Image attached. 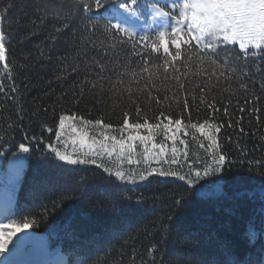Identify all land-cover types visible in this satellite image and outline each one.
Returning a JSON list of instances; mask_svg holds the SVG:
<instances>
[{
    "label": "trees",
    "instance_id": "16d2710c",
    "mask_svg": "<svg viewBox=\"0 0 264 264\" xmlns=\"http://www.w3.org/2000/svg\"><path fill=\"white\" fill-rule=\"evenodd\" d=\"M0 16L7 41L0 61V189L13 197L0 224L35 221L18 235L41 232L49 250L61 247L65 264H264V59L230 61L221 75L182 44L172 61L162 46L154 48L160 29L149 17L133 44L125 33H106L109 19L85 12L78 0H0ZM139 37L147 38L144 46ZM232 48L239 55L238 44ZM177 99L188 101L184 125L219 128L221 152H229L222 171L195 176L211 162V149L190 126L175 142L178 164L167 162L173 142L163 134L154 142L165 145V158L147 163L139 142L131 157L137 163L105 154L103 167L101 160L70 164L49 148L83 159L73 144L81 117L113 125H88V136L101 139L105 131L119 139L128 135L117 130L125 113L129 123L154 124L161 113L177 119L184 113ZM212 102L219 111L208 108ZM60 116L69 117L62 132ZM20 143L30 152L20 153ZM18 155L24 168L15 178L10 167ZM164 170L175 174L160 175Z\"/></svg>",
    "mask_w": 264,
    "mask_h": 264
},
{
    "label": "snow or ice",
    "instance_id": "6c2138e0",
    "mask_svg": "<svg viewBox=\"0 0 264 264\" xmlns=\"http://www.w3.org/2000/svg\"><path fill=\"white\" fill-rule=\"evenodd\" d=\"M79 3L83 5V10L88 13L97 14H111L113 16H124L121 11L125 14L127 13L126 19L138 18V0H78ZM114 2L118 5V8H108L109 3ZM179 4L178 15L174 16L176 19V24L170 26V28L165 27L164 30H159L156 34L157 39L154 45L156 50L162 46L163 54L171 55V60L175 61L181 56V45H187L189 49L194 48L196 51L193 52L197 55L201 61L206 62L210 68L220 71L223 75V70L225 66H231L230 61H235L239 59H246L248 57H259L264 59V0H170L167 5L169 12H165L162 8L154 7V19L159 16L165 21L167 25V18L170 15L172 9L176 8ZM12 5L9 4V7ZM3 17L0 16V19ZM93 27L97 25L93 24ZM104 30L106 33H125L128 40L136 43L137 33L130 30L122 22H113L112 20H107L104 25ZM59 31V29H57ZM181 34L185 39L181 38ZM52 39H55L53 36ZM146 37H139V45L144 46ZM7 41L5 38V32L0 30V61L6 60V45ZM169 43L175 45L174 52L170 53ZM238 44L239 55H234L236 50L230 46H235ZM146 62V61H145ZM170 62V61H169ZM7 67V63L4 65ZM235 68L232 71L235 72ZM177 71V69H173ZM211 75V73H210ZM247 75V73H244ZM59 78V77H58ZM178 79V77H177ZM208 85L206 84V87ZM183 85L181 84V88ZM241 87L246 88V84H241ZM264 87V85H261ZM255 98V97H254ZM167 99V97H165ZM247 101V98H246ZM183 104L184 113L177 119H173L171 115L164 116L161 113L160 117H157V123H149L145 120L143 123L135 122L129 123L128 114H124V119L121 123L119 129L120 133L127 132L128 135L125 137L123 135L117 139L114 135H107L105 131L99 133L101 139L96 137L88 136L87 127L92 125L93 127H100L105 130H113V125L111 123L104 124L101 120H84L83 117L80 121L84 127H82L78 133L79 139L74 140L73 144H79L80 155L83 159H73L71 155L62 154L56 147L49 144V148L53 153H55L60 160L66 161L70 164H96L97 160H101L102 163L99 165L103 167V159L105 154L111 158L113 154L116 155L117 160L120 158H127L130 163H137V161L132 160V155L135 154L136 144H139L143 148L141 155L144 157L147 163L150 158H155L162 160L166 156V148L162 143L157 145L154 142V137L156 135L163 134L166 140L173 142V147L171 149L172 156L167 162L169 164H178L180 161L177 158L178 149L175 147V142L178 139V134L183 130V127L190 126L193 129H197L204 136L207 137L209 141L208 155L211 157V162H204V171H195V176L199 178L201 175H209L210 173H218L222 171L226 165L227 157L229 152L225 149L221 152V146L217 141L215 132H219V128L215 125H210L207 121L203 124L191 123L190 125H184L183 119L185 114H187L188 101L184 99L182 102L177 99V107ZM209 109H215V103H208ZM219 111V109H215ZM240 112H244V108L240 107ZM259 111V109H252ZM225 114L228 113L227 107L224 108ZM187 118L191 120V116L188 115ZM69 119L67 116L59 117V128L62 130L65 127V120ZM75 119V117H72ZM137 119H139V108H137ZM167 120V123H164ZM174 125V127H173ZM229 126L231 123L229 122ZM146 131V135H142L141 131ZM52 132V129H48ZM73 131H77L75 126H73ZM243 131V129H241ZM61 132L56 133V139L59 140ZM33 140L39 142L38 137L33 136ZM224 139H228L225 137ZM203 147V145H201ZM20 153H29L30 148L24 143L19 144ZM187 154L185 153V156ZM24 168V157L18 155L17 159L13 162L10 167V173L13 177L18 178L23 172ZM105 171H110V169L105 168ZM147 171L152 172L155 169L150 167ZM192 169L189 166V173L191 175ZM174 172L164 170L160 175H174ZM115 175L121 180L125 178L122 171L117 170ZM134 173H129V179L134 177ZM139 178L143 179V173L139 174ZM181 176L180 179H184ZM191 184L192 179L187 181ZM32 222H24L22 224H11L4 225L0 224V260L6 261V264H13L12 261L7 260L6 254L14 255L19 254L24 249L26 243L30 240L28 236H19L18 233L25 232L29 229ZM11 228L10 231L5 233L4 228ZM12 245V248L9 246Z\"/></svg>",
    "mask_w": 264,
    "mask_h": 264
},
{
    "label": "rangeland",
    "instance_id": "374dc122",
    "mask_svg": "<svg viewBox=\"0 0 264 264\" xmlns=\"http://www.w3.org/2000/svg\"><path fill=\"white\" fill-rule=\"evenodd\" d=\"M141 134H142V135H146L147 132H143V131H141ZM6 199H7V201H10V198L7 197V196H6ZM0 264H6V262H5V261L3 262V260H0Z\"/></svg>",
    "mask_w": 264,
    "mask_h": 264
}]
</instances>
